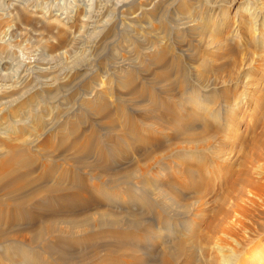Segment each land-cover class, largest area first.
Masks as SVG:
<instances>
[{"label":"rangeland","instance_id":"obj_1","mask_svg":"<svg viewBox=\"0 0 264 264\" xmlns=\"http://www.w3.org/2000/svg\"><path fill=\"white\" fill-rule=\"evenodd\" d=\"M99 1H101V0H0V154H3V152L6 153L9 151L8 148L6 147V143L12 142L14 144V142H15L16 143V144H14L15 146H17L19 144L18 147L14 148L13 152L8 153L9 155L6 154V156H9L8 158H10V157L12 158V163L7 168L6 167H4L3 169L0 168V169H2L0 171L3 172L0 174H4L3 177H2V175H0V181L2 182V179L7 177V175L9 176L10 173H12V172H14L13 175L21 176V174L24 175L25 173L31 172V170L32 171L34 170V172L32 174L34 176L31 175L30 176L31 178L29 177V179H38V178L42 177V174H43L44 169H45L44 167L49 166V164L50 165L56 164L57 172H59V173H57L58 175L62 171H64V169L66 171V169L71 168L70 171L69 170H67V171L71 172L73 170L72 172L76 173L80 168H82L81 160L83 159V156L79 155L75 150H70V151L64 150V148H66V144L67 143L69 144V142L72 140V136H71V134H69V131H71V130H73V128L77 127V129L73 130L72 133L74 134L78 130L76 133L79 132L78 134H80L84 130V127H85V129L89 128L88 131L83 136V138L85 136L86 137L95 136L96 138H98L103 143L106 141V136H109V133H111V130H112V127L106 122V120H102L99 118V116L97 115V112H96V108H94L91 104H89L91 102L90 100H92V98L94 97L93 95H91L93 97H91L89 95L92 88L96 87L97 90L100 88L98 91L103 92V94H105V92H107V90L109 89L108 92L112 91L111 92L113 95L112 97L115 99V101H114L110 97L107 96L108 98H110V100H109L110 104H113V102L115 103L117 100H119L121 98V100H119V101L122 103L124 102L123 107L126 109V111H128L129 113L137 114L138 116L142 117L144 115V112H145V107H146L145 104L147 102V95L140 93V92L138 94V93L126 91L123 89L121 90V88L116 87L117 83L115 81L118 80V76H119L117 70H118L119 66L122 65L123 63L128 64V62H129V63H134V65H135V63H138L140 61V63H138V65H136V66L138 67L139 73L137 72V74H138L137 77L139 78V80L141 78L145 79V81L140 80V81H142V84L145 83V86L149 87L150 89L151 88L155 89L159 93L165 91V89L170 90L171 91L170 93L175 98V101H173V102L175 103L174 106L177 108L176 109L177 111L181 110V112H182V109H184L185 107L186 108L188 107L190 109L192 104L188 105L184 101H182L183 100L182 99V97H183L182 96L183 95L182 86L177 84L176 82H174L175 80L173 81L174 78L171 79L172 77H168V79L170 78L169 80H167V77H165V78L162 77L164 74L163 72L169 71L168 73H170V74H168V76H170L171 74H174V72H176L174 70V68H175L174 65L176 64V62H181V64L184 67L185 72L190 73V74L188 73V75H189L188 85H189L190 91L193 90V87H194V91L198 92L200 95H202V96L208 95V97L211 96V99H210L211 103L210 102L208 103L209 109H214L215 108V102H217L219 98L224 96L223 101H227V102L226 103L223 102V104H224V107H223L224 116L223 117L226 118V116H227L226 120L227 119L228 120L226 121L227 122L226 124L225 123L224 124H220V123L216 124V122L218 123L217 119H215L216 120V122H215L213 118H208L207 126L205 124L200 125L199 122L204 123L201 121L200 117L197 118L200 120L199 122H197V123H196V121L192 122V124H194V123L197 124V126L191 124L193 129H194L193 133L196 136H199V138H200L201 137L200 134L206 133L207 139H209V140L204 142V144H202L201 142H196V140H195V142H193V144H191L187 140H185L184 137L179 136L178 134H177L178 135L177 136L176 133H174L171 130V128L168 126V130H165L167 132L164 131V133H162V135L160 134V132H159L160 135L157 133L156 139H154L153 142L149 141V142H145V143H139V145L136 146V149H135L136 152H135V154H133V156H131L132 158H134L135 164L138 163L141 166L143 165L142 167H144L149 160H146V159L143 160L144 159L143 154H146L148 152L150 154V158L152 159L151 162L149 161V164L154 169V170L152 169V171L153 172L156 171V172H154L155 174L158 173V174L154 175V178H155V176H157L156 177L157 180H159L158 178H161L160 181L162 180L161 181L162 184L164 183L162 186L165 185V183H166L165 181L167 180V182H169L168 187L173 189V190H171L168 188V190L171 191L172 194L176 195V198L178 200L177 204L171 205V203H168V214H169L168 215V222L171 221L170 218H172V217H174L175 220L172 218V221L168 223L169 224L168 227L171 228V229L167 228L168 230L166 229L168 233L166 232L165 229L159 230L160 231L159 235L161 234L160 236H161V238H163V240H161V238H160V240L157 241V244L155 243L156 245L151 246V247H148L146 245V243H143V244H145V246L141 243H139V244L143 246V249L145 248L144 251L148 252V254H151L152 252H157L160 254L161 252L162 253L165 252L164 247H166V245H163V244H164V242H166V240H168V248L176 246V244H178L179 240H180L179 243L185 245V244H187L186 242H188V243L190 242V241H188L186 236L188 235V238L190 239L191 235L193 234L192 232L194 231L193 237L196 233L194 242H197V245L199 248H198V251L196 254L197 259H195L194 262L191 264H199V263L200 264H213L214 262H215L214 264H221V263L225 264V263H223V260H224L223 255L221 256V252L219 250H217L218 246H215L216 241L213 238L215 236V233L211 229V227L214 226V224L215 225H218V224L221 225L223 222H227V221L229 222L231 220L230 218L227 217V215H228V212H230L229 210H232V208L234 207V203H235L234 200H232V199L229 200L230 199L229 195H231L229 190L233 191L232 189H233V185H234V183H233L234 179L236 177L240 176L242 173L244 176L248 170H251L248 172V174L250 173L251 175H253V179H255L257 181L260 179L258 171L261 170L264 173V168H263L264 163H261V161L264 162L263 161L264 158L261 161H255L254 165H252V166L249 165L250 167H249V169L247 168L246 171L243 170V168H244L243 167L244 156L246 154H248V152H249L248 155H251L253 157V154H252V151L254 150V149H252L253 143L258 141V140L260 141V140L264 139V109L262 110V108H261L262 107L261 101L263 100V102H264V97H263L264 96V26H263L264 22L262 20V21H260L261 23L259 22L258 24H256L257 25L256 26L255 20H253L252 17L250 16V14L248 13L250 10V7L247 8L246 5H248L250 2V3H255L253 5L257 6L256 4L258 3L257 8L259 7L258 10H261V12L263 13V17H264V9H263L264 8V0H250V1L249 0H243V1L239 0V3H237L236 5L231 6V4H226V7L228 9V14H227V17H225L224 27L220 31H213L214 33L209 32L205 35H194L193 36V34L190 35V33H188L189 36H186V40L183 41L184 44L185 43H188V44L182 50L178 49L177 43L180 42L178 44H181L183 42L177 40L176 38H174L172 36V39L174 40L173 42L177 41L175 43L176 46L175 47L173 46L174 48L171 49L172 50L171 53H168L166 55L170 58H167L165 56L166 57L165 59L167 60V61L165 60L166 63L164 61L163 63H158V64H157V62H155V60H153V61L150 60L151 56H149V55H151V53L149 54V50H147L148 52L145 50L147 52V53L145 52V54L143 52L144 56L146 55L145 58L142 55V53L141 54L136 53L137 54L136 55L135 52L133 51V48L132 47L127 48L125 44L123 46V43H122L123 39L121 37L117 36L118 31L120 32V29L122 28V26H124L123 25L124 20L127 18V14H126L127 12L124 11L126 9V6H128V7L129 6H131V7L132 6L143 7L144 4H146L148 0L147 1L146 0L145 1H143V0H135V1L134 0H128L129 2H126V0H112V1L111 0H105L107 2L102 0V4H100L101 2H99ZM111 2L113 3V5L110 4ZM192 2H193L194 7L199 8L200 3L198 1L192 0ZM240 2H242V3H240ZM105 3H107V4H105ZM142 3H144V4H142ZM97 4H99V5H97ZM109 5H111V6H109ZM139 5H141V6H139ZM159 6H161V5L160 4L156 5V9H159ZM239 8L241 9V11ZM99 11H100V13H99ZM118 11H120L121 13ZM252 12H253V10H252ZM252 12H251V14H252ZM137 13H138V11H137ZM161 13H162L161 19H163L167 23H169L171 25V27H175L177 25L176 16L175 17L174 16H168V7H166L165 10H163V12H160L159 15ZM90 14H91V17H90ZM121 15H122V17L124 16L123 20L121 18ZM179 15H181V14H179ZM190 15H193L194 20L197 19V21H200V20L203 21L202 17H204V16H202L200 19L199 16H197L196 12H194L193 14L190 13ZM233 15L235 17H237V16L238 17L235 18ZM93 16H95V17H93ZM97 17H99V18H97ZM117 17H118V20H117ZM107 19H109V20H107ZM110 19H112V20H110ZM114 20H115V22L116 21H118V22H116V24H115ZM96 22H98V23H96ZM100 22H101V25H100ZM85 23L86 24L88 23L87 26ZM91 24H94V25H92L93 27L91 26ZM112 24L114 27L112 26ZM239 24H240V26H239ZM104 25H105V27H104ZM109 25H110V27H109ZM84 26L86 28H84ZM106 27H108L109 31L107 30ZM111 27L115 28V31H114V29H111ZM94 28L95 29L98 28L97 34H95L96 31H94L95 30ZM122 29H124V28H122ZM112 31H113V33H111ZM91 32H92V34H91ZM101 32L103 33V35ZM159 32H160V30L156 29L155 33H159ZM169 32H171V30ZM90 34L93 36H91ZM161 34L162 33H160L159 36ZM162 35H164V34H162ZM95 36H96V38H95ZM104 36H105V38H104ZM190 36H191V38H190ZM194 37L196 39H194ZM89 39H91V40H89ZM82 40L84 43L82 42ZM195 40L197 42L199 41L198 43L196 42L197 45L195 44ZM205 40H207V42ZM107 41H109V42H107ZM119 42H121V44ZM192 42H194V43H192ZM92 43L98 44V46L96 48H93ZM105 43H107V45L109 43L111 46L110 45L105 46L106 45ZM81 44H83V45H81ZM84 44L85 45L88 44V45H86V47H85ZM116 44H118L119 46ZM193 44H194V46H193ZM91 47H92V49H91ZM196 47L198 49H196ZM88 48L91 50H88ZM102 48L106 52H103ZM116 48L117 49L119 48V49L117 50ZM124 48L126 49V51ZM199 48H201V49H199ZM202 48H203V50H202ZM205 48H206V50H208V48H209V50H211L213 52L212 55L214 56V57L212 56L211 59H209L210 63L208 64V66H205L201 62V58L203 56H207V52L210 53L209 50L206 51ZM212 48H214V49L212 50ZM174 49H175V51H174ZM98 50L100 52H102L101 55H100V52ZM150 50H153V49H150ZM118 51H120L121 54H122V52H124V53L126 52L127 54H128V52H130L131 55H129V54L127 55L126 53L125 54L123 53L122 54L123 56H122ZM173 51H174V53H173ZM221 51H223V52H221ZM95 52H98V53H95ZM108 52H110V53H108ZM201 52L202 53L205 52L206 55H205V53L203 55H201L202 54ZM173 54L176 56H174ZM179 54H181V55H179ZM185 54H187V55H185ZM112 55H113V57L115 56L114 59H113ZM126 55H127V57H126ZM138 55H140V56H138ZM172 55L174 58L177 57L176 59L179 61H177L176 59H175V61H173L174 58L172 57L173 59H171ZM128 56H129V59H128ZM133 56H136V57H133ZM125 57L128 59V61ZM131 57H133V58H131ZM180 57L183 58L184 60H181ZM85 58H87V59H85ZM119 58L120 59L122 58L121 62H120ZM147 58H149V59H147ZM218 58H220V59H218ZM190 59L194 60V62L189 63ZM91 60H92V62H91ZM169 60H171L172 62ZM95 62H96V64H94ZM107 62H108V64H107ZM125 62H127V63H125ZM167 62L168 63L170 62V63L168 64ZM164 63H165V66L163 65ZM212 63H214V64L212 65ZM112 64H113V66H112ZM154 64H156V65H154ZM187 64H189V65H187ZM190 64H191V66H190ZM230 64H231V66H230ZM235 64L237 66L238 65H240V66L237 67ZM146 65H148V67ZM157 65L159 66L158 69H157ZM150 66H152V67L150 68ZM163 66L166 67L167 71ZM194 66H196V67H194ZM232 66H234V67H232ZM146 67L148 68V71H147ZM155 67H156V69H155ZM160 67H162V68H160ZM168 67L169 68L171 67V69H169ZM41 68H43L44 70H47V71H44ZM87 68L90 69L91 71L94 69V71H92V74H89L90 76L87 75L89 70L86 72L81 71V70L87 69ZM196 68H198V70ZM115 70H116V72H115ZM149 70H150V73H149ZM201 70H202V72H201ZM42 71H44V72H42ZM159 71H160V73H159ZM199 71H200V73H199ZM207 71H209V73H207ZM233 71H234V73H233ZM41 72H42V74H39ZM193 72H194V74H193ZM203 72L206 73L205 79H206V81L208 80L207 81L208 84H207V82L206 83L204 82V84H203V82L199 78V76ZM214 73H215V75H214ZM251 73H252V77H251ZM217 74H218V76H217ZM153 75H155V76H153ZM190 75H192L191 76L192 78L190 77ZM260 75L262 77H260ZM165 76H167V75H165ZM239 76H241V77H239ZM88 77H89V79H88ZM93 77L96 78V81ZM112 77H113V79H112ZM237 77H239V78H237ZM255 77H257V78H255ZM148 78H150V80ZM194 79H196V80H194ZM239 79H240V81H239ZM259 79H260V81H259ZM91 80H92V83H91ZM156 80H157V82H156ZM234 80H237V81L234 82ZM149 81H151V83ZM44 82H46V83H44ZM87 82L90 85H92V84L93 85L90 86ZM136 82L138 83L137 80H136ZM136 82L134 81V83H133L134 86L139 87L138 84H141V83L137 84ZM147 82H148V84H147ZM231 82H232V84H230ZM62 83L63 84L66 83V84L63 85ZM97 83H99V84H97ZM100 83H101V85H100ZM191 83H192V85H191ZM256 84L258 86H256ZM97 85H98V87H97ZM148 85H150V86H148ZM204 85H207V86H204ZM45 86L47 89H49V88L53 89L54 88V89H57V91L53 94H49V93L47 94V91H46L47 89L45 88ZM101 87H102V89H101ZM104 87H106V88H104ZM160 87L163 89H161ZM212 88H214V89H212ZM105 89H106V91H104ZM196 89L197 90L199 89V90L197 91ZM210 89H212V90H210ZM62 90L64 91V93ZM213 90H215L216 92H214ZM261 90H262V92H261ZM252 91H253V93H252ZM29 92H31V93H29ZM44 92H45V94H44ZM222 92L224 95L222 94ZM56 93H58V95ZM176 93L179 94L178 97H177ZM247 93L248 94L251 93V94L255 95L256 98L251 94L248 95ZM23 94H25L26 96ZM68 94H69V97H68ZM75 95H77V98ZM107 95H108V93H107ZM32 96H34V97H32ZM53 96L58 97L59 99L63 98V101H64V98H66L65 101L67 104L64 101V103H63L64 106L62 109L64 110L66 108L65 111H67L68 113L64 112L63 110H59V109L57 110V109L51 108L49 103H50L51 99L53 98ZM180 96H182V97L180 98ZM234 96H235V98H234ZM236 96H237V98H236ZM16 99H17V101H15ZM31 99L33 101H31ZM13 101H14V103H13ZM21 101H22V103H21ZM63 101L61 100V102H63ZM231 101H233V102H231ZM11 102L13 104H9ZM22 104H23V106L25 105V107L20 108L22 106ZM227 104H229V106L231 104V106L229 107ZM258 105L261 106L260 107L261 109L260 110L258 109L259 111L258 110L255 111L254 107H256ZM141 106L144 108H142ZM232 106H234V107H232ZM193 108L196 110L198 107H195V105H193L192 109ZM225 108H226V110H225ZM229 108H232L234 111L232 109L230 110ZM24 109H26L25 110L26 112L24 111ZM47 109L49 110V112ZM72 110H74V111H76V113L77 112L78 113L75 116L71 117L68 120V122L66 121L67 123L62 122L64 120V118L67 115H69V113L72 112ZM230 111H231V113H230ZM30 112H32L34 115ZM58 113H61V114L59 115ZM234 113H236V114H234ZM15 114L18 115V117ZM62 114H63V117H61ZM5 115H6V117H5ZM236 115H238V116H236ZM11 116H13V117L11 118ZM95 116H97V117H95ZM76 117L78 119H75ZM44 118L45 119L47 118V120H45ZM61 118H63V119H61ZM97 118H99V119L97 120ZM38 120H40V121L43 120V121L40 122ZM44 120L46 123H49V124L48 125L44 124L45 123ZM75 120H76V122H75ZM168 120H169V118H168ZM233 120H235L236 123H233ZM211 121H214V122H211ZM237 121L240 123H238ZM31 122L33 123L32 124L33 126L30 125ZM16 123H18L17 126H16ZM78 123H79V125H78ZM12 124L14 126H16V128ZM24 124L29 125V127H28L29 129H27V126H25ZM58 124H61L62 127L58 128L57 130H53V127L58 125ZM231 124H234V125H231ZM9 125H11V126H9ZM76 125H78V126H76ZM218 125H220L221 128L223 127V129H221L220 126H218ZM11 127H12V130H11ZM20 127L25 129V130H23V129L20 130ZM32 127H33V129H31ZM43 127L46 129L44 130ZM47 127H49V128H47ZM205 127H209V128L205 129ZM232 127L233 128L236 127V128H234V130H233V129H231ZM39 128L43 129V131L45 133ZM219 129H220V131H219ZM16 130H18L16 133L17 135L15 134ZM196 130H197V133L198 132H200V133L197 134ZM199 130H201V131H199ZM226 130H228V131H226ZM64 131H66V132H64ZM230 131H231V133H229ZM18 132H20L21 134ZM40 132H43V134ZM63 132L66 134L67 133L69 134V135L67 134L69 136V138H68L69 141H67L66 144H64L62 147V146H60L58 141L61 139ZM89 132H90V134H88ZM94 132H99V134L97 133V135H96V133H94ZM92 133H94V134H92ZM217 134H218V137H217ZM235 134L237 136H235ZM57 135L60 136V139H59V136H57ZM11 136L12 137L14 136V137L12 138ZM17 136H19V137H17ZM36 136H38L39 139L36 138ZM46 136H47V138H46ZM50 136H51V138H50ZM233 137H235V138H233ZM178 138H180V139H178ZM34 139H36V140H34ZM31 140H34V141L31 142ZM47 140H49L48 141L49 143L51 141H53L52 145H51V143L47 144ZM22 141H24V143ZM25 141H27L26 142L27 145H26ZM29 141H30V143H29ZM154 141L157 143L155 144ZM221 141L222 142L224 141V142L222 143ZM235 141H237V142H235ZM20 142L22 143V145ZM41 143H44V146H46V147L49 145L47 147V149L45 147L46 150H44V146ZM54 143H57V144L54 145ZM221 143H222V146L220 145ZM175 144L176 145L179 144L180 146L178 145L179 147L178 146L176 147ZM37 145H40V146H37ZM223 145H224V148H223ZM182 146H184V147H182ZM58 147H59V149H58ZM193 147H195L194 150L197 151L196 152L197 154H199L201 151V153L204 157V164L207 167V173H206V176L202 178V180H204L202 183V180L199 181L201 178L199 177V174L196 172V174H194V176L192 177V181H191L192 183L190 182L191 187L186 188L187 186H185V184L183 185L182 183L186 182L185 179H187V180H189V179L187 178V175H185L187 173L186 170H183V168L185 167L184 165L189 163V161H188L189 155H190L191 150H193ZM50 148H52V149H50ZM179 148L180 149L182 148L181 149L182 152L180 150H178ZM189 148H190V150H188ZM40 149L43 151H40ZM51 150H54V151H51ZM216 150L218 152H216ZM37 151L40 154L37 153ZM166 151H169V153H167ZM173 151H174L173 154H175V155H172ZM184 151H186V152H184ZM29 152L32 155L29 154ZM41 152H43L44 154L43 153L41 154ZM46 152H48V153L51 152V155H50V153L48 154ZM70 152H72V153L70 154ZM208 152H210V153H208ZM34 153H35V155H34ZM165 153H167V154H165ZM184 153L185 154L188 153V154L185 156ZM37 154L40 156H38ZM47 154H48V156H47ZM30 155H31V157H30ZM71 155H73V156H71ZM179 155H180V157L182 156L181 157L182 159H180ZM209 155H210V157H209ZM77 156H78V158L75 159L76 162L75 161L73 162L74 159L72 160L71 157L75 158ZM156 156H157V158H156ZM167 156H169L170 159L167 158ZM177 156H178V158H176ZM216 156H218V157H216ZM29 157H30V159H29ZM68 157L70 160L68 159ZM90 157H92V158L97 157V153L95 151H92L90 153ZM154 157H155V159H154ZM221 157L223 159L221 161H219L221 159ZM35 158H37V159H35ZM216 158H218V159H216ZM253 158H255V157H253ZM31 159H33V160L31 161ZM47 159H48V161H47ZM52 159H53V161H52ZM206 159H208V160H206ZM0 160H1V158H0ZM25 160L27 162L30 160V162L27 163ZM57 160H59V161H57ZM172 160H173V162H172ZM23 161H25L27 165ZM33 161H34V163H33ZM35 161H37V162H35ZM50 161H52L53 163ZM67 161H69V162H67ZM164 161H166V163ZM176 161H178V162H176ZM19 162L21 163V165ZM45 162L46 163L49 162V164L48 163L46 164ZM58 162L60 165L58 164ZM65 162H67V163H65ZM182 162L185 164L182 165ZM35 163L38 165H36ZM124 163L125 162L122 160H116L115 162L114 161L111 162V164L113 166H118V165L120 166V165H123ZM210 163H212V164H210ZM42 164L44 166H42ZM12 165H13V167H12ZM69 165H71V166H69ZM72 165L75 168L72 167ZM79 165H80V167H79ZM176 165H178L177 169H176ZM259 165H260V167L262 166L261 167L262 169L258 170ZM28 166H30L31 169H27V168H29ZM65 166L66 167L68 166V168H66ZM76 166L78 167V169ZM215 166H217V167H215ZM253 166H255V167H253ZM0 167H2V160L0 161ZM15 167H18L20 169L19 172L21 171V169L23 171H21L20 174L17 175V173L15 174L16 171H14V170H17V168H15ZM189 167H191L192 169L195 168V167L193 168V165L192 166L189 165ZM23 168H26V169H23ZM164 168H165V170H164ZM253 168H255V169H253ZM211 169H213L214 171L212 172ZM75 170H77V171H75ZM181 170H183V171L181 172ZM194 170H196V169H194ZM255 170H257V171H255ZM35 171H36V173H35ZM253 171H254V173H253ZM261 171H260V173H261ZM41 172H42V174H40ZM256 172H257V174H256ZM73 173H71V174H73ZM163 173L165 174L166 177L163 176ZM178 173H179V175H178ZM215 173H217V174H215ZM58 175H57V177H58ZM82 176L87 177L85 175V173L82 174ZM32 177H34V178H32ZM29 179H27V180H29ZM173 179H174V181H173ZM1 182H0V184H1ZM2 184L0 185V188H1L0 189V201L4 200V201H1L4 204L6 199H7V197H6L7 193L2 190ZM68 184L70 185L69 182H66L67 186L66 185H64V186L67 188V187H69ZM168 184L166 183L165 188L167 187ZM194 184H195V186H194ZM199 185H201V186H199ZM37 186H39V185L37 184L34 187H37ZM182 186H184V187H182ZM34 187H32V188H34ZM173 187H176V188H173ZM32 188H30V187L28 189L26 188V190H24V193L30 192ZM178 188H180V189H178ZM190 188H192V190ZM239 188L241 189V192H239V195H238V193L234 194V196H235L236 200L238 199V201L242 203L241 199L243 200V199L247 198V196H246L247 193L245 195L243 194L242 185H239ZM183 189L186 191H184ZM190 191H192V192H190ZM157 193H158V196L156 197L155 195H157ZM197 193H198V195L200 194L199 196H201V197L197 196ZM187 194H189V195H187ZM153 196L152 197L154 198L153 199L154 201L157 202V200H158V203H161L162 197H161L160 192L156 191ZM181 196H183V197H181ZM199 199H200V201H199ZM119 205L121 208L124 205V207H123L124 209L122 208L123 209L122 210L120 208L118 210V208H115V209L112 208L113 210L111 212L114 213L116 210V212L118 214L116 212H115V214L119 215L122 218L123 215L125 216V212H126L127 208L130 206H128L129 204L127 203V201L120 202ZM231 205H232V207H231ZM3 206H5V205H3ZM3 206H1V207H3ZM182 207H183L184 211H183ZM107 208L105 207L106 211L109 210ZM139 208L140 207H137V211L141 212L142 216L145 215L146 217H148V218H146L144 216L146 220H152L153 219V220H155V222L154 221L153 222L155 224L159 225V222H157L158 216H156V214H158L157 212H159L158 210L154 209V212L152 211V213H151V212H149V210L141 208V209H143V211H142ZM198 208H200V209H198ZM110 210H111V207H110ZM110 210H109V212H110ZM178 210H180V211H178ZM225 210H227V211H225ZM147 211L149 212V214ZM191 211H192V214H190L191 216H190V218L188 217L189 218L188 219L187 215ZM199 211L201 213H199ZM155 212H156V214H155ZM176 213H177V215H176ZM184 213H186V214H184ZM194 213H196L197 215ZM170 214L171 215L173 214V215L171 216ZM194 216L197 219H194L195 218ZM192 220L193 221L195 220L196 222L195 221L194 222L196 224ZM190 222H192V223H190ZM170 223H171V226H170ZM197 223H198L199 227L197 226ZM247 223H250V222H247ZM189 225H192V226H189ZM184 226H186V227H184ZM195 226L198 227L197 231H196V229H194V228H196ZM16 228H19V227H16ZM191 228H193V229H191ZM7 229L10 230V227L8 225H6V226L2 225L0 227V230H2V231H7ZM180 231H182V232H180ZM164 232L167 235H165ZM177 232L180 234L177 235L178 234ZM187 232H188V234H187ZM181 233L183 236L181 235ZM183 233H185L186 235ZM35 235H36L35 232L28 233L27 242L31 241L33 239V237H35ZM207 235H209V236H207ZM176 236H178L179 238ZM180 237L185 238L186 241H185V239L183 240L182 238H181L182 239L181 240ZM206 238H208V240ZM210 239H211V241H209ZM41 241L42 242H39L38 244L33 245V246L36 247L37 245L40 244L39 245L40 247H44L45 244L47 243V241H48V243H51V242H55V239L51 236L50 237L47 236V237H43L41 239ZM104 243L108 244L109 242H104ZM158 244H160V245L158 246ZM219 244H221V243H219ZM208 245H209V247H208ZM257 245L263 246L264 245V239H262L260 242L258 241ZM219 246L227 248V245L223 244V243ZM203 247L206 251L203 249ZM259 250H261V249H259ZM149 251L151 253H149ZM222 254H224V253H222ZM71 255L74 256V258L83 259L85 252L82 249H80V250L74 249V251L72 250ZM152 255H154V254H152ZM159 256H158V258H159ZM48 259H49V257H48ZM49 260H51V259H49ZM156 260H158V259L156 258ZM196 260L198 263L196 262ZM185 261H186V257L184 255H182L179 257L177 263L183 264Z\"/></svg>","mask_w":264,"mask_h":264},{"label":"bare ground","instance_id":"obj_2","mask_svg":"<svg viewBox=\"0 0 264 264\" xmlns=\"http://www.w3.org/2000/svg\"><path fill=\"white\" fill-rule=\"evenodd\" d=\"M143 1H145V0H143ZM196 1H198L200 3L199 8H196V7L193 6L192 0H148L146 4L142 3V4H144V6L142 5L143 7H137V6H132V7L129 6L128 7V6H126V9L124 11L127 12L126 13L127 14V18L125 17L126 18L125 19L126 21L124 20V22H123V25L125 27L122 26V28H124V29H122V28L120 29L119 28L120 29V32L118 31L117 36L118 37H121L123 39L122 40L123 46L125 44L127 48L132 47L133 48V51L135 52V54L136 53L137 54H141L142 53V55L144 56L145 52L147 50H149V54L151 53V55H149V56H151L150 57V60H152V61L155 60V62H157V64L158 63H163L166 60L165 59L166 57L167 58H170V57H168L166 55L168 53H171V51H172L171 49H173L176 46L175 43L177 41L173 42L174 40L172 39V36L174 38H176L177 40L183 42L184 40H186V36H189L188 33H190V35L193 34V36H194V35H205V34H207L209 32H213V31H220L224 27V25H225V17H227V14H228V9L226 7V4H231V6H232V5H236L237 3H239V0H196ZM99 2H101L100 4H102V0L99 1ZM105 2H107V1H105ZM126 2H129V1L126 0ZM240 3H242V2H240ZM105 4H107V3H105ZM110 4L113 5L112 2ZM158 4H160L161 6H159V9H156V5H158ZM253 4H255V3H250L249 2V4L246 5V6H247V8L250 7V10H249L248 13L252 17V19L255 20V25H256V24H258L262 20L264 22V17H263V13L261 12V10H258L259 7L257 8L258 3L256 4L257 6H254ZM97 5H99V4H97ZM109 6H111V5H109ZM139 6H141V5H139ZM166 7H168V16H174V17L176 16V23H177V25L175 27H171V25L169 23H167L165 20L161 19L162 18V13L159 15V13L160 12H163V10H165ZM252 10H253V12H252ZM137 11H138V13H137ZM240 11H241V9H240ZM118 12H120V11H118ZM194 12L197 13V16H199L200 19H201L202 16H204V17H202V20L203 21H201V20L200 21H197V19L194 20L193 19V15H190V13L193 14ZM251 12H252V14H251ZM99 13H100V11H99ZM91 14H90V17H91ZM179 14H181V15H179ZM122 15H121V18L123 20V17L124 16L122 17ZM93 17H95V16H93ZM237 17H235V18H237ZM97 18H99V17H97ZM107 20H109V19H107ZM110 20H112V19H110ZM117 20H118V17H117ZM114 22H115V20H114ZM116 22H118V21H116ZM116 22H115V24H116ZM96 23H98V22H96ZM87 24H86V26H87ZM92 25H94V24H91V26ZM100 25H101V22H100ZM112 26H113V24H112ZM239 26H240V24H239ZM104 27H105V25H104ZM109 27H110V25H109ZM113 27H111V29H114V31H115V28H113ZM84 28H86V27L84 26ZM106 28L108 30V27H106ZM97 29L94 30V31H96V33L94 32L95 34H97ZM156 29H159L160 32L159 33H155ZM170 30H171V32H169ZM111 33H113V31ZM160 33H162L164 35L161 34L162 36L160 35L161 36L160 37L159 36ZM91 34H92V32H91ZM102 35H103V33H102ZM91 36H93V35H91ZM95 38H96V36H95ZM104 38H105V36H104ZM190 38H191V36H190ZM194 39H196V38L194 37ZM89 40H91V39H89ZM205 41L207 42V40H205ZM82 42H83V40H82ZM107 42H109V41H107ZM196 42L197 41L195 40V44H196ZM119 43L121 44V42H119ZM178 43H180V42H178ZM178 43H177L178 49H181V50L184 47H186V45L188 44V43H185L184 44V42L181 43V44H178ZM192 43H194V42H192ZM88 44H86V45H88ZM105 44H104L105 46L110 45L109 43H108V45H107V43H105ZM118 44H116V45H118ZM81 45H83V44H81ZM86 45H85V47H86ZM92 46H93V48H96L98 46V44H93ZM193 46H194V44H193ZM197 47H196V49H198ZM89 48H88V50H91L92 49V47H91V49H89ZM206 48H205V50H206ZM150 49H153V50H150ZM175 49H174V51H175ZM199 49H201V48H199ZM213 49L214 48H212V50ZM102 50H103V48H102ZM202 50H203V48H202ZM208 50H209V48H208ZM208 50H206V51H208ZM125 51H126V49H125ZM174 51H173V53H174ZM103 52H106V51L103 50ZM118 52L120 53V51H118ZM143 52H144V54H143ZM209 52L210 53L207 52V56H203L201 58V62L205 66H208V64L210 63L209 62L210 61L209 59H211V57L213 56L212 55L213 52L211 50H209ZM221 52H223V51H221ZM95 53H98V52H95ZM101 53L102 52H100V55H101ZM108 53H110V52H108ZM123 53L124 52H122V54ZM204 53H202L201 55H203ZM128 54L131 55L130 52H128ZM181 54H179V55H181ZM113 55H112V57H113ZM127 55H126V57H127ZM173 55L171 56V59L174 58ZM185 55H187V54H185ZM205 55H206V53H205ZM138 56H140V55H138ZM145 56H144V58H145ZM174 56H176V55H174ZM133 57H136V56H133ZM133 57H131V58H133ZM114 58H115V56L113 57V59ZM176 58H174L173 61H175ZM85 59H87V58H85ZM121 59H120V62H121ZM128 59H129V56H128ZM128 59H127V61H128ZM147 59H149V58H147ZM180 59L181 60H184L181 57H180ZM218 59H220V58H218ZM166 61H165V63H166ZM169 61H171V60H169ZM177 61H179V60H177ZM91 62H92V60H91ZM190 62L193 63L194 60H191L190 59L189 63ZM125 63H127V62H125ZM138 63H140V61ZM138 63H135V65H134V63H129V62H128V64H124L123 63L122 65H120L118 63L120 65L119 68H118V70H117L119 76H118V80H116L115 82L117 83V86L116 87L117 88H121V90L123 89V90H126V91H131V92H134V93H138V94L140 92V93H143V94L147 95V102L145 104V106H146L145 107V112H144V115L142 117L138 116L137 114L129 113L128 111H126V109L123 107V103L124 102L122 103V102L119 101V100H121V98L119 100H117L115 103L113 102V104H110V102H109L110 98L112 100H114V101H115V99L112 97L113 96L112 93H111L112 91L111 92L110 91L108 92L109 89L107 90V92H105V94H103V92H99L98 91L100 88L98 90L96 89V87L95 88H92L89 95L90 96L93 95L94 97L91 96L93 98H92V100L89 99L91 101L89 104H91L94 108H96V112H97V115L99 116V118L102 119V120H106V122L112 127L111 133H109V136H106V141H105L106 143L105 142L102 143L95 136H89V137H86L85 136L83 138V136L85 135V133L89 129V128L88 129H85V127H84V130L82 131V133H80V134H78L79 132L76 133L78 130L74 134L72 133L73 130H76L77 129V127L76 128H73V130H71V131L68 130L69 131V134H71V136H72V140L69 142V144L68 143L66 144V142L69 141L68 140V138H69L68 135L69 134L67 133L68 134L67 135L66 133H64L66 131L63 132V134L61 136V139H60V136L57 135V136H59V139H60L58 141V143L60 144V146L63 147V145L66 144V148H64V150H66V151L75 150L79 155H82L83 156V159L81 160L82 168H80L78 171L75 170L77 172L76 173H73L72 172L73 170L71 172H69L71 168H68V166L67 167L65 166L68 169H66V171L64 169V171H62L58 175L57 173H59V172H57L56 164L55 165L54 164L50 165L49 162H47L49 164V166H47L46 165L47 163L45 162L46 163L45 165L47 167H44L45 168L44 169V172L42 171L43 174H42V172L40 173V174H42V177H40L38 179H29V177L33 174L34 170L33 171L31 170V172H28V173H25V174L23 173L24 175L21 174V176H19L18 174H20V172L23 171V170L21 169V171L19 172L20 169L18 167H15V168H17V170H14V171H16L15 174L17 173L18 176L13 175L14 172H12V173H10L9 176L7 175V177L3 178L2 179V182L0 181L1 184L3 183L2 184V190L7 193L6 194L7 199H6L5 203L3 204V202H1V201H4V200H1L0 201V208H1L0 209V227L2 225H4V226L8 225L10 227V230L7 229V231L0 230V264H178L177 261H178L179 257L182 256V255H184L186 257V261L184 263L183 262L182 263L183 264H191V263L194 262L195 259H197V255L196 254H197V251H198V248L199 247L197 245V242H194L195 241V236H196V233H195V235L193 237L194 231L192 232L193 234L191 235V238L190 239L188 238V235L186 236V238L190 242L189 243L186 242L187 244H185V245L179 243L180 242V240H179V242H178V244H176V246H173L171 248H168V240H166V242H164V244H163V245H166V247H164L165 250L163 249L165 252L164 253L161 252L162 254L161 253L159 254L157 252H152L151 253L150 251H149V253H151V254H148V252H145L144 251L145 248L143 249V246L139 244V243H141V244L146 243V245L148 247H151V246H154V245L157 244V241L160 240V238H161V236H160L161 234L159 235V232H160L159 230H164V229L166 230L167 228H169L168 227V225H169L168 223L172 221V218L174 219V217H172V218H170L171 221L168 222V215H169L168 214V203H171V205L172 204H177L178 203V200L176 198V195L172 194V192L168 190V188H169L168 187L169 186L168 183L169 182H167V180L166 181L164 180L168 184L167 187L165 188L166 183H165L164 186H162L164 183L162 184V182H161L162 180L160 181L161 178H158L159 180L156 179L157 176H155V178H154V175H156L158 173L155 174L154 172H156V171H154V172L152 171L153 168L149 164V161L151 162L152 159L150 158V154L148 152L146 154H143V157H144L143 160H145V159L146 160H149L144 167H142L143 165L141 166L138 163L135 164L134 158H132L131 156H133V154H135V152H136V150H135L136 149V146L139 145V143H145V142H149V141L153 142V140L156 139V134L157 133L159 134V132H160V134L162 135V133H164L165 130H168V126L171 128V130L174 133H176V135L178 134L179 136L184 137V139L187 140L189 143L193 144V142H195V140H196V142H201L202 144H204V142H206L207 140H209V139H207L206 133L205 134H200L201 137L199 138V136H196L193 133V130L194 129H193L192 125H196L197 126L196 123L200 121L199 119H197L198 117H200L201 118V121L204 122V123L199 122L200 125L201 124H205L207 126L208 118H213L215 122H216L215 119H217L218 123L216 122V124H219V123L220 124H224V123L226 124L227 123L226 121L228 119L226 120L227 116H226V118L223 117L224 116V114H223V111H224V109H223V107H224L223 102L226 103L227 101H223L224 100L223 99L224 96L223 97L220 96L221 98L218 97L219 98L218 101L215 102V108L214 109H209L208 103L210 102L211 96L208 97V95L207 96L206 95H204V96L200 95L198 92L194 91V87H193V90L190 91L189 85H188V81H189V75H188V73L189 72H185L184 67L181 64V62H176V64L174 65L175 66L174 70L176 72H174V74H171L170 76H168V74H170V73H168L169 71L168 72H163L164 74H163L162 77L163 78L167 77V80L170 79V78L168 79V77H172L171 79L174 78L173 81L175 80L174 82H176L177 84L181 85L182 88H183L182 89V91H183V95L182 96L183 97L180 96V98L182 97V99H183L182 101H184L188 105H191L192 104V106H191L190 109L188 107L187 108L185 107L184 109H182V112H181L180 109H179L180 111H177L176 110L177 108L174 106L175 103L173 102V101H175V98L170 93L171 92L170 90L165 89V91L159 93L155 89H152V88L150 89L149 87L145 86V83L144 82H143L144 84H142V81L143 80L145 81V79L141 78L140 80H142V81H140L139 78L137 77V75H138L137 74L138 67L136 65H138ZM165 63L163 64L164 66H165ZM94 64H96V62ZM107 64H108V62H107ZM213 64L214 63H212V65ZM154 65H156V64H154ZM187 65H189V64H187ZM112 66H113V64H112ZM146 66L148 67V65H146ZM190 66H191V64H190ZM230 66H231V64H230ZM238 66H240V65H238ZM151 67L152 66H150V68ZM194 67H196V66H194ZM232 67H234V66H232ZM158 68H159V66L157 65V69ZM160 68H162V67H160ZM164 68L166 69V67H164ZM41 69L44 70L43 68H41ZM155 69H156V67H155ZM169 69H171V67ZM196 69L198 70V68H196ZM44 71H47V70H44ZM44 71H42V72H44ZM81 71H85V72L88 71V74L87 75L90 76L89 74H92V71H94V69L91 71L90 69L87 68V69H83ZM147 71H148V68H147ZM160 71H159V73H160ZM166 71H167V69H166ZM42 72L39 73V74H42ZM115 72H116V70H115ZM201 72H202V70H201ZM205 72H203L199 76V78L203 82V84H204V82L206 83L208 81V80L206 81V79H205V77H206L205 76V74H206ZM149 73H150V70H149ZM199 73H200V71H199ZM207 73H209V71H207ZM233 73H234V71H233ZM252 73H251V77H252ZM193 74H194V72H193ZM165 75H167V76H165ZM214 75H215V73H214ZM153 76H155V75H153ZM191 76L192 75H190V77ZM217 76H218V74H217ZM239 77H241V76H239ZM239 77H237V78H239ZM260 77H262V76L260 75ZM255 78H257V77H255ZM88 79H89V77H88ZM94 79L96 81V78H94ZM112 79H113V77H112ZM148 79L150 80V78H148ZM136 80L138 81V83H141V84H138L136 82ZM194 80H196V79H194ZM134 81L138 84L139 87H135L134 86V84H133ZM235 81H237V80H234V82ZM239 81H240V79H239ZM259 81H260V79H259ZM149 82L151 83V81H149ZM156 82H157V80H156ZM44 83H46V82H44ZM91 83H92V80H91ZM64 84H66V83H64ZM97 84H99V83H97ZM147 84H148V82H147ZM207 84H208V82H207ZM230 84H232V82ZM92 85H90V86H92ZM100 85H101V83H100ZM191 85H192V83H191ZM148 86H150V85H148ZM204 86H207V85H204ZM256 86H258V85L256 84ZM97 87H98V85H97ZM45 88H46V86H45ZM104 88H106V87H104ZM101 89H102V87H101ZM161 89H163V88H161ZM212 89H214V88H212ZM212 89H210V90H212ZM215 90H213V91L216 92ZM46 91H47V94L48 93L49 94H53V93H55L57 91V89H54V88L51 89V88H49ZM104 91H106V89ZM261 92H262V90H261ZM29 93H31V92H29ZM63 93H64V91H63ZM107 93H108V95H107ZM252 93H253V91H252ZM25 94H23V95H25ZM44 94H45V92H44ZM56 94L58 95V93H56ZM222 94H223V92H222ZM250 94H248V95H250ZM176 95L178 97L179 94L176 93ZM251 95H253V94H251ZM75 96L77 98V95H75ZM107 96L110 97V98H108ZM253 96L255 97V95H253ZM32 97H34V96H32ZM68 97H69V94H68ZM234 98H235V96H234ZM236 98H237V96H236ZM65 99L66 98H64V101H65ZM61 100L63 101V98L59 99L58 97H54L53 96V98L51 99V101L49 100L50 101L49 104H50L51 108L57 109V110L58 109L59 110H63L62 108L64 106L63 105L64 101L61 102ZM15 101H17V99ZM31 101H33V100L31 99ZM231 102H233V101H231ZM13 103H14V101H13ZM13 103L11 102L9 104H13ZM21 103H22V101H21ZM65 103H66V101H65ZM261 103H262V107L260 105H258L259 107L258 106L254 107V110L255 111H257L258 109L260 110L261 108H262V110L264 109V102H263V100L261 101ZM193 105H195V107H198V108L196 110L193 108L194 109L193 110L192 109ZM227 105L229 106V104H227ZM230 106H231V104H230ZM22 107H25V105L23 106V104H22V106L20 108H22ZM232 107H234V106H232ZM142 108H144V107H142ZM65 109L63 111L64 112H67V111H65ZM229 109L231 110L232 108H229ZM25 110L26 109H24V111ZM225 110H226V108H225ZM48 112H49V110H48ZM30 113H32V112H30ZM61 113H58V114L60 115ZM77 113H76V111L72 110V112L69 113V115H67L62 122H64V123L66 121L68 122V120L71 117L75 116ZM230 113H231V111H230ZM234 114H236V113H234ZM16 116L18 117V115H16ZM236 116H238V115H236ZM5 117H6V115H5ZM12 117L13 116H11V118ZM61 117H63V114L61 115ZM95 117H97V116H95ZM99 118H97V120ZM168 118H169V120H168ZM61 119H63V118H61ZM75 119H78V118L76 117ZM45 120H47V118ZM45 120H44V122H45ZM235 120H233V123H236ZM38 121H40V120H38ZM42 121H40V122H42ZM194 121H196V123L192 124V122H194ZM214 121H211V122H214ZM75 122H76V120H75ZM79 123H78V125H79ZM238 123H240V122H238ZM17 124L18 123H16V126H17ZM32 124L33 123L31 122L30 125L33 126ZM44 124H47L48 125L49 123H46L45 122ZM24 125L27 126V129H29L28 128L29 125H26V124H24ZM78 125H76V126H78ZM231 125H234V124H231ZM9 126H11V125H9ZM16 126H14V127L16 128ZM218 126H220V125H218ZM61 127H62L61 124H58V125H56V126L53 127V130H57L58 128H61ZM41 128H39V129H41ZM47 128H49V127H47ZM208 128L209 127H205V129H208ZM220 128H221V126H220ZM234 128H236V127H234ZM234 128L232 127L231 129L234 130ZM21 129H23V128L20 127V130ZM31 129H33V127ZM45 129L46 128H44V130ZM221 129H223V127ZM11 130H12V127H11ZM23 130H25V129H23ZM41 130L43 131V129H41ZM17 131L18 130H16L15 134L17 133ZM199 131H201V130H199ZM219 131H220V129H219ZM226 131H228V130H226ZM20 132H18V133H20ZM43 132H40V133L43 134ZM99 132H94V133H96V135H97V133L99 134ZM165 132H167V131H165ZM94 133H92V134H94ZM196 133H197V130H196ZM198 133H200V132H198ZM229 133H231V131ZM88 134H90V132ZM38 136H36V138H38ZM51 136H50V138H51ZM235 136H237V135L235 134ZM17 137H19V136H17ZM217 137H218V134H217ZM46 138H47V136H46ZM233 138H235V137H233ZM178 139H180V138H178ZM34 140H36V139H34ZM34 140H31V142L34 141ZM48 141L49 140H47V144L49 143ZM22 142L24 143V141H22ZM26 142L27 141H25V143ZM52 142L53 141L50 142L51 145H52ZM235 142H237V141H235ZM29 143H30V141H29ZM156 143L157 142H155V144ZM222 143L220 144L221 146H222ZM14 144H16V143L14 142ZM14 144L12 142L6 143V147L8 148L9 151L6 152V153L3 152V154H0V158L2 160V167H0V168H2V169L4 167L7 168L12 163V158L11 157L8 158L9 156H6V154L9 155L8 153L13 152L14 151V148L18 147V145H19L18 144L17 146H15ZM41 144H43V146H44V143H41ZM55 144H57V143H54V145ZM21 145H22V143H21ZM26 145H27V143H26ZM40 145H37V146H40ZM178 145L179 144H177V145L175 144L176 147ZM45 147L46 146H44V150L47 149V147H46V149H45ZM182 147H184V146H182ZM223 148H224V145H223ZM50 149H52V148H50ZM58 149H59V147H58ZM181 149L179 148L178 150H180L182 152ZM194 149H195V147H193V150ZM252 149H254L252 151V154H253V157H255V158H253L251 155H248L249 152H248V154H246L244 156V161H243L244 162L243 163V167L244 168L243 167L242 168L245 171L247 170V168L249 169V167H250L249 165L252 166V165H254L255 161H261L264 158V139L263 140H260V141L258 140L256 142H254ZM188 150H190V148ZM193 150H191L190 155H189V160H188L189 163H187L186 165H184L185 166L184 167L185 169L183 168V170H186L187 173L185 175H187V178L189 179V180L185 179L186 182L182 183L183 185L185 184V186H187L186 188L191 187L190 186V182L192 181V177L194 176V174H196V172L199 174V177L201 178L200 180L198 179L199 181H201L202 178L205 177L206 176V173H207V167L204 164V157H203L201 151H200L199 154H197L196 153L197 151L196 150L193 151ZM38 151H37V153H39ZM40 151H43V150L40 149ZM51 151H54V150H51ZM92 151H95L97 153V157H94V158L90 157V153ZM186 151H184V152H186ZM166 152L169 153V151H166ZM216 152H218V151L216 150ZM42 153L43 152H41V154ZM46 153H48V152H46ZM49 153L51 155V152H49ZM71 153L72 152H70V154ZM167 153H165V154H167ZM173 153H174V151L172 152V155H175ZM208 153H210V152H208ZM29 154H31V153L29 152ZM48 154H47V156H48ZM187 154L184 153L185 156ZM31 155H30V157H31ZM34 155H35V153H34ZM38 156H40V155H38ZM71 156H73V155H71ZM30 157H29V159H30ZM179 157H180V155H179ZM181 157H180V159H182ZM209 157H210V155H209ZM216 157H218V156H216ZM71 158H72V160L74 159L73 160V162H74L75 159L78 158V156L75 157V158H73V157H71ZM156 158H157V156H156ZM167 158H169V156H167ZM176 158H178V156ZM35 159H37V158H35ZM68 159H69V157H68ZM154 159H155V157H154ZM216 159H218V158H216ZM222 159L223 158L221 157V159L219 161H221ZM32 160L33 159H31V161ZM116 160H122L125 163L123 165H120V166L119 165L118 166H113L112 165L113 163L111 164V162L112 161L115 162ZM206 160H208V159H206ZM25 161H23V162H25ZM47 161H48V159H47ZM52 161H53V159H52ZM52 161H50V162H52ZM57 161H59V160H57ZM26 162H25V164H26ZM28 162H30V160ZM35 162H37V161H35ZM67 162H69V161H67ZM67 162H65V163H67ZM164 162L166 163V161H164ZM172 162H173V160H172ZM176 162H178V161H176ZM33 163H34V161H33ZM261 163H264V162L261 161ZM58 164H59V162H58ZM183 164H185V163L182 162V165ZM210 164H212V163H210ZM20 165H21V163H20ZM36 165H38V164H36ZM80 165H79V167H80ZM189 165H191V166L193 165V168L195 167L194 169H196V170H194L191 167H189ZM42 166H44V165L42 164ZM69 166H71V165H69ZM177 166L178 165H176V169H177ZM255 166H253V167H255ZM12 167H13V165H12ZM28 167L29 168H27V167L26 168L27 169H31L30 166H28ZM72 167H74V166L72 165ZM215 167H217V166H215ZM261 167L259 165L258 170L259 169H262ZM26 168H23V169H26ZM263 168H264V164H263ZM2 169H0V170H2ZM77 169H78V167H77ZM213 169H211L212 172L214 171ZM253 169H255V168H253ZM67 170H69V171H67ZM164 170H165V168H164ZM183 170H181V172ZM36 171H35V173H36ZM249 171H251V170H248L247 173H245L244 176H243V173H242L240 176L236 177L234 179V181H233L234 185L232 184L233 185V189H232L233 191H230L229 190V192L231 193V195H229L230 196V199L229 200L232 199L235 202L234 203V207L232 208V210H229L230 212H228V215H227V217L230 218L231 220L229 222L228 221L227 222H223V223L221 222L222 223L221 225L220 224H218V225H215L214 224V226L211 227V229L215 233V236L213 237L215 239V241H216L215 242L216 243L215 246H218L217 250H219L221 252V256L223 255V258H224L223 263H225V264H264V245L263 246H258L257 245V242L258 241L260 242L262 239H264V176H263L264 173L261 170H259L258 173H259L260 179L256 181L255 179H253V175H251L250 173L248 174ZM255 171H257V170H255ZM260 171H261V173H260ZM0 173H3V172L0 171ZM71 173H73V174H71ZM84 173H85V175L87 177L82 176V174H84ZM253 173H254V171H253ZM56 174L58 175V177H57ZM215 174H217V173H215ZM256 174H257V172H256ZM0 175H2V177H3L4 174H0ZM178 175H179V173H178ZM32 176H34V175H32ZM163 176H165L164 173H163ZM32 178H34V177H32ZM27 179H29V180H27ZM173 181H174V179H173ZM203 181L204 180H202V183H203ZM66 182H69L70 183V185L68 184L69 187H67V188L64 186V185H66ZM37 184L39 186L34 187ZM239 185H242L243 194L245 195L247 193V195H246L247 198H245L243 200L241 199V201H242L243 204L241 202H239L238 199L236 200V198L234 196V194L238 193V195H239V192H241V189H240L241 187L239 188ZM194 186H195V184H194ZM199 186H201V185H199ZM29 187L30 188L34 187V188H32L30 192L24 193V190H26V188L28 189ZM182 187H184V186H182ZM173 188H176V187H173ZM169 189H171V188H169ZM178 189H180V188H178ZM190 189L192 190V188H190ZM171 190H173V189H171ZM156 191L161 193V197H162V198L160 197L161 198V203H158V200H157V202L153 200L154 199L153 198L154 197L153 195L155 194ZM184 191H186V190H184ZM190 192H192V191H190ZM198 193H197V196L200 195V194L198 195ZM187 195H189V194H187ZM155 196L157 197L158 196V193ZM181 197H183V196H181ZM199 197H201V196H199ZM123 201H127V203L129 204L128 206H130V207L127 208V210L125 212V216L122 214L123 217L121 218L119 215H117L118 213L116 212V210H115V212L117 214H115V212L112 213L111 211L113 210L112 208H114V209L115 208H118V210H119L121 208L120 205H119V203L120 202H123ZM199 201H200V199H199ZM3 205H5V206H3ZM1 206H3V207H1ZM105 207L106 208L108 207L107 209H109V210H110V207H111L110 212H109V210L106 211ZM123 207H124V205H123ZM137 207H140L139 209L143 208V209L149 210V212H151V213H152V211L154 212V209L158 210L159 211V212H157L158 214H156V212H155V214H156V216H158V221L157 222H159V225L158 224H155L154 223L155 220H153V219L152 220H146L145 219L146 216L145 215H144L145 217L142 216V213L139 212V211H137ZM231 207H232V205H231ZM143 209H141V210L143 211ZM182 209H183V207H182ZM198 209H200V208H198ZM178 211H180V210H178ZM183 211H184V209H183ZM200 211H199V213H201ZM225 211H227V210H225ZM149 212H148V214H149ZM184 214H186V213H184ZM190 214H192V211L188 213L187 218L188 217L190 218V216H191ZM194 214H196V213H194ZM176 215H177V213H176ZM146 218H148V217H146ZM194 219H197V218L195 217ZM247 222H250V223H247ZM190 223H192V222H190ZM170 226H171V223H170ZM189 226H192V225H189ZM197 226L199 227L198 223H197ZM16 227H19V228H16ZM184 227H186V226H184ZM198 227H196L194 229H196V231H197L198 230L197 229ZM169 229H171V228H169ZM191 229H193V228H191ZM167 230H166V232H167ZM32 232H35L36 235H35V237H33V239L31 241L27 242V235H28V233H32ZM180 232H182V231H180ZM179 234L180 233H178L177 235H179ZM183 234H185V233H183ZM187 234H188V232H187ZM165 235H167V234L165 233ZM181 235H182V233H181ZM47 236L48 237H50V236L53 237L55 239V242L48 243V241H47V243L45 244L44 247H40L39 246L40 244L37 245L38 247L36 246L37 248L35 246H33V245L38 244L39 242H42L41 239L43 237H47ZM207 236H209V235H207ZM176 237H178V236H176ZM181 238L182 237H180V239ZM182 239L184 240L185 238H182ZM206 239L208 240V238H206ZM161 240H163V238H161ZM185 241H186V239H185ZM209 241H211V239ZM104 242H109V243L108 244H105ZM219 243L226 244L227 245V248H224L222 246H219V245H221ZM160 244H158V246ZM143 245L145 246V244H143ZM208 247H209V245H208ZM74 249H77V250L78 249L79 250L82 249V250H84L85 255H84L83 259H81V258L77 259V258H74V256L71 255L72 254V250L74 251ZM203 249H204V247H203ZM259 249H261V250H259ZM222 253H224V254H222ZM152 254H154V255H152ZM158 256H159V258H158ZM48 257L51 260H49ZM156 258L158 260H156ZM196 262H197V260H196Z\"/></svg>","mask_w":264,"mask_h":264}]
</instances>
